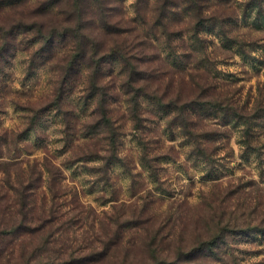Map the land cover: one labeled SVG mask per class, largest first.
<instances>
[{
	"label": "rangeland",
	"instance_id": "1",
	"mask_svg": "<svg viewBox=\"0 0 264 264\" xmlns=\"http://www.w3.org/2000/svg\"><path fill=\"white\" fill-rule=\"evenodd\" d=\"M102 1L84 0L72 15L71 0H0V193L8 173L12 181L21 174L31 215H54L78 240L92 241L90 224L115 215L125 227L112 256L96 264H154L155 236L157 256L174 260L172 243L193 240L218 217L264 221V0H202L201 22L182 3L166 33L157 24L162 0ZM36 23L56 27L58 37L42 40ZM96 41L102 54L123 46L147 72L143 88L186 106L185 114L168 117L143 95L131 104L142 83L120 75L118 60L106 63L102 81L115 134L96 126V102L84 104V76L61 113L50 108L69 55ZM114 141L121 163L105 172L104 161L89 157L108 158ZM225 246L221 261L198 254L190 264H264V236Z\"/></svg>",
	"mask_w": 264,
	"mask_h": 264
},
{
	"label": "trees",
	"instance_id": "2",
	"mask_svg": "<svg viewBox=\"0 0 264 264\" xmlns=\"http://www.w3.org/2000/svg\"><path fill=\"white\" fill-rule=\"evenodd\" d=\"M83 1L71 0L70 11H72V15H78L82 11L80 5ZM201 2L202 0H162L161 14L159 16L160 23L157 22V24L162 26L166 33L168 24L178 13V8L182 3V9L184 8V11L189 13L191 17H195L201 22L205 19V11L202 9ZM96 3L102 4L103 1L96 0ZM44 12L45 10L41 11V13ZM24 23L23 21L19 28H27ZM32 27L44 41L52 42L53 39L58 37L57 34L59 32L56 27L50 28V32L44 30L45 24L36 23ZM195 30L197 31V27ZM94 44L96 47L87 44L80 51L77 50L75 54L69 55L65 65L62 66V71H60L55 91L51 95L52 99L48 104L50 108H54L61 113L67 91L76 85V81L80 76H84L83 80L87 78L89 82L87 99L91 101V104H86V102L84 104L90 106L96 102L102 109V118L96 126L103 127L107 129L108 133H111L114 129L108 107H106L108 96L105 94L106 87L103 86L102 81L105 78L106 63L118 60L122 64L120 75L125 73L124 77L128 79L129 83L132 81L142 83L140 84L142 85L140 90H135L134 95L136 96L130 100L131 104H134L135 107L140 106V97L143 95L147 101H153L154 106L165 112L168 117L171 116L173 111H179L182 115L185 114L186 106H180L175 100L164 98L165 96H158L143 88V82L147 79V72L140 68L138 62H133V58H129L123 53L126 52L123 46H114L110 51H113L112 54H102L97 51L100 42L96 41ZM50 52L51 50L49 49L48 54ZM82 67H87L88 72L84 73ZM125 81L124 85H129ZM205 104L198 103L199 106H204ZM208 105L213 107L210 103ZM133 109L132 114L134 112V115L137 116L138 109ZM206 111L209 110H204V113ZM226 112L223 111L224 114ZM182 123L187 127V123ZM113 134H115L114 131ZM110 146L112 149L107 150L110 154L108 158L103 153L100 154V152L91 154L93 156L90 155L89 157L104 161L105 172L111 170L114 164L121 163L115 141ZM40 172L42 174V171H39V174ZM12 180L8 173V178H6L8 188L3 187L5 193H0V264H96L112 256L110 246L115 245L114 238L118 235L120 236V228L125 227V225L119 223L115 215L109 214V216H105L104 221L101 220L96 224H90L88 232L93 231L97 234V237L92 241L89 240L90 237L83 240L70 238L69 224L57 221L58 218L54 215L49 218H35L34 215H31L29 198L26 194H23L25 185L22 182V175L18 174L17 180ZM212 222L211 225L198 230V234L193 240L185 244L180 243V245L178 244L175 247L172 243V248L175 249L174 252H171L174 260L167 261V258L160 259L157 256L162 249L160 248L162 237H153L148 247L152 252L154 264H190L199 258L198 254H204L205 258L221 261V258L226 255L221 245L228 246L230 239L242 235L255 236L256 238L264 236V221L262 220L259 222L254 220L239 223L218 217L217 221ZM169 238L172 239L173 234H170ZM15 254H19V256L15 257Z\"/></svg>",
	"mask_w": 264,
	"mask_h": 264
}]
</instances>
